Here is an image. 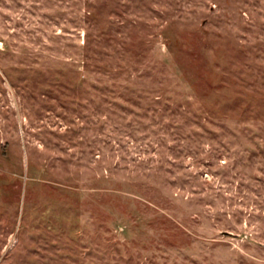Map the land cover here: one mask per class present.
I'll list each match as a JSON object with an SVG mask.
<instances>
[{
    "label": "rangeland",
    "instance_id": "obj_1",
    "mask_svg": "<svg viewBox=\"0 0 264 264\" xmlns=\"http://www.w3.org/2000/svg\"><path fill=\"white\" fill-rule=\"evenodd\" d=\"M0 264H264V0H0Z\"/></svg>",
    "mask_w": 264,
    "mask_h": 264
}]
</instances>
